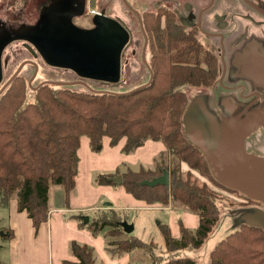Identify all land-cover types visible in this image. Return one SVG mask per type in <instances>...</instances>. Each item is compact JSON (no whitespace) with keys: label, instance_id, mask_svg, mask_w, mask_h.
Masks as SVG:
<instances>
[{"label":"trees","instance_id":"16d2710c","mask_svg":"<svg viewBox=\"0 0 264 264\" xmlns=\"http://www.w3.org/2000/svg\"><path fill=\"white\" fill-rule=\"evenodd\" d=\"M142 20L149 39L147 59L154 74L147 87L128 93L150 79L144 65L148 80L123 93L75 91L70 86L53 84L38 88L39 84L34 100L29 101V80L21 72L0 95V208L9 207L16 197L18 211L27 213L38 229L50 218L56 190H63L69 206L78 175V150L85 136L95 151L102 149L105 137L110 138L111 146L126 139V154L149 140L162 142L167 152L156 160L155 170L97 174L94 183L118 185L114 178L120 177V185L138 200L197 215L196 229L180 221L179 238L172 236L167 224L157 222L168 257L158 252L153 241L144 242L125 233L121 225L127 221L123 211H101L91 218L81 212L76 219L94 236H104L113 256L141 252L149 257L150 264H198L184 253L204 245L218 224L220 212L217 195L207 185L198 184L192 171L208 176L222 189L237 192L216 180L204 153L184 133L183 117L190 102L186 88H214L219 83V61L201 43L197 28L180 23L170 8L146 11ZM251 103L253 100L242 107L251 108L255 105ZM183 164L190 170L184 172ZM164 170L170 175L169 186L141 184L162 176ZM4 234L5 238L12 237L8 231ZM120 236L126 239L108 241L109 237ZM70 252L78 261L65 260L61 264H99L90 246L73 242ZM210 264H264V228L243 224L215 246Z\"/></svg>","mask_w":264,"mask_h":264},{"label":"rangeland","instance_id":"374dc122","mask_svg":"<svg viewBox=\"0 0 264 264\" xmlns=\"http://www.w3.org/2000/svg\"><path fill=\"white\" fill-rule=\"evenodd\" d=\"M211 2L0 0V91L23 64L22 75L29 82L34 78L28 90L29 101L34 100V88L46 81L79 82L70 86L75 91L92 89L123 93L132 90L148 80V73L143 63L144 36L138 17L128 5L141 14L155 12L158 7L166 5L176 13L178 21L189 28L198 27L201 32L217 29L220 34L227 35L224 45L219 48L218 39L206 38L199 33L205 47L215 50L220 56L221 79L227 77L214 88H186L190 102L183 117L188 140L200 130L205 140L224 145L223 139L228 141L235 130L246 129L264 117V76L261 77L264 72L259 73L264 69V0H215V5L205 14L204 20L209 22H204L202 29L198 22L200 11L208 8ZM213 17L218 18V26L214 25ZM234 49H239L240 65L237 68H233L231 63ZM252 100L254 106L242 107ZM263 137L259 135L257 138L261 149L249 151L251 148L246 147L248 154L264 159ZM104 151L93 150L96 154ZM182 169L184 172L190 170L186 164ZM192 173L198 184L207 185L217 195L220 216L204 245L184 254L194 258L198 264H210L211 253L221 240L243 224L261 223L256 213L264 210V204L250 202L238 191L222 189L199 171L193 170ZM54 197L55 194L53 200ZM105 199L96 207L111 203ZM123 214L126 222L135 223L133 213L123 211ZM155 219L156 222L144 234L145 241H153L158 248L163 246L164 249L159 248L158 252L168 257L163 235L157 227L159 220ZM125 239V236L109 237L108 241ZM142 256L148 264L151 263L146 254Z\"/></svg>","mask_w":264,"mask_h":264},{"label":"crops","instance_id":"0c3cea01","mask_svg":"<svg viewBox=\"0 0 264 264\" xmlns=\"http://www.w3.org/2000/svg\"><path fill=\"white\" fill-rule=\"evenodd\" d=\"M238 50L234 49L232 52L233 68L240 65ZM262 72L264 69H261L259 73ZM263 132L264 126L251 134L246 139L245 150L246 147L251 148L249 151L261 149L262 145H258L260 142H257V138L259 135H264L260 134ZM262 141L264 142V137ZM125 145L126 139H123L118 145L111 146L110 138L105 137L102 144V149L105 151L96 154L90 145V139L83 137L78 150L79 167L76 187L70 195L69 206L65 204L63 190H56L50 218L38 229L34 227L27 213L18 211L16 197L12 199L9 207L0 208V263L61 264L65 260L77 262V258L70 252V244L77 242L93 248L99 258V264H148L141 252L121 256H113L109 253L104 236H94L86 228L80 227L76 216L81 212H86L90 218L91 214L94 216L99 211L107 210L133 213L136 221L132 223L135 226L132 234L138 232L134 235L144 242H150L145 241L144 234L147 228L152 227L156 222L154 218L167 224L174 238H179L181 235L180 221L185 227L196 229L199 226L197 215L185 211L176 212L161 204H148L136 199L122 185H93L97 174L120 175L129 170L139 172L141 169L153 171L156 160L167 152L165 144L158 141L149 140L132 154L123 152ZM104 198L111 203L96 207ZM4 231L10 232L12 237L5 238ZM159 248L164 249L160 245Z\"/></svg>","mask_w":264,"mask_h":264},{"label":"water","instance_id":"95a60500","mask_svg":"<svg viewBox=\"0 0 264 264\" xmlns=\"http://www.w3.org/2000/svg\"><path fill=\"white\" fill-rule=\"evenodd\" d=\"M128 7L138 17V20L140 22V26L143 35L145 37V43L143 47V61L146 64L151 74L150 79L146 84L128 92L131 93L143 89L148 85H150L154 79V74L146 58L148 37L143 27L141 14L137 10L131 8V6L128 5ZM199 27H201V22L199 23ZM24 66L25 64H23L17 70V72L13 75V77L6 84V86L0 91V95L20 75ZM223 79L224 78L221 79V83H223ZM33 80L34 78L29 82L30 86L32 85ZM78 83L79 82L63 83V82L46 81L41 83L38 86V88L44 84L71 86ZM36 89L37 88H34V90ZM108 93H113V92H108ZM262 126H264V117L259 118L256 121L252 122L250 126H248L246 129L240 130L239 132H236L235 130L234 132L235 134L233 133V135L230 137L228 141L225 139L224 145L214 144L211 141L205 140L200 130L195 131L193 138L189 139V141L193 143L195 146H197L204 153L209 163L211 172L219 183H221L222 185L228 188H231L235 191L242 193L244 196H246L247 198H249L254 202L264 204V159L256 158L251 154H248L245 150L246 139ZM114 181L118 185L122 183V179L120 177H116ZM141 184L150 187H156L159 185L169 186L170 185L169 173L167 170H164L162 176L157 177L151 181H144ZM256 214H258L259 218L261 219V223L259 225H251V226H258L264 228V210L259 211ZM85 220L87 222L89 221V218L86 217ZM121 225L126 234H132L134 232L135 226L133 224H129L128 222H123L121 223Z\"/></svg>","mask_w":264,"mask_h":264},{"label":"flooded vegetation","instance_id":"af4514ba","mask_svg":"<svg viewBox=\"0 0 264 264\" xmlns=\"http://www.w3.org/2000/svg\"><path fill=\"white\" fill-rule=\"evenodd\" d=\"M212 2H211V5L208 7V8H203V9H201V11H200V16H199V23L201 22V27L200 28H202V25L204 24V22H206V23H208L209 22V20L207 19V21H205L204 19H205V14L209 11V8L210 7H212V6H214L215 4V0H211ZM163 6H166V5H163ZM161 7V6H160ZM166 7H168V8H170L169 6H166ZM159 8V7H158ZM171 9V8H170ZM172 10V9H171ZM173 11V10H172ZM139 12V11H138ZM174 12V11H173ZM133 13V12H132ZM140 13V12H139ZM175 13V12H174ZM134 14V13H133ZM141 14V13H140ZM176 14V13H175ZM135 15V14H134ZM136 16V15H135ZM141 17H142V14H141ZM177 17V16H176ZM212 19V21L214 22V25L215 26H218L219 24V20H218V18L217 17H213V18H211ZM177 20H178V18H177ZM142 22H143V20H142ZM140 23V22H139ZM184 25V24H183ZM195 29L197 28V30H198V37H199V33L201 32L200 30H199V28L198 27H194ZM194 28H190V29H194ZM203 29V28H202ZM140 30L142 31V29H141V26H140ZM145 30V29H144ZM146 33V32H145ZM206 38H212V39H218V47L219 48H221V46L222 45H224V42L226 41V39H227V35L225 34H220V32L219 31H217V29H214V30H203L202 32H201ZM142 34H143V32H142ZM144 36V35H143ZM148 37V36H147ZM199 39H200V37H199ZM144 40H145V37H144ZM222 40V41H221ZM200 41H201V39H200ZM145 42V41H144ZM201 43L203 44V42L201 41ZM148 44H149V39H148ZM204 45V44H203ZM205 46V45H204ZM207 48V47H206ZM147 49H148V47H147ZM207 49H209V48H207ZM209 50H211V51H213L216 55H217V57H218V61H219V68H220V56H219V54L215 51V50H212V49H209ZM225 54V53H224ZM146 55H147V51H146ZM146 58H147V56H146ZM147 62H148V59H147ZM143 63H144V61H143ZM149 64V63H148ZM144 65H146L145 63H144ZM227 76H225V78H226ZM225 78L223 79V80H225ZM149 81V80H148ZM218 84H220L221 83V74H220V77H219V80H218ZM217 84V85H218Z\"/></svg>","mask_w":264,"mask_h":264}]
</instances>
